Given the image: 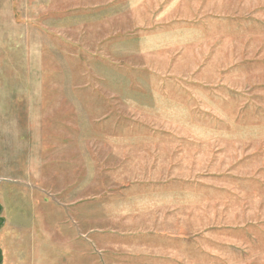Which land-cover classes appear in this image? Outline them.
I'll return each instance as SVG.
<instances>
[{"label": "rangeland", "instance_id": "1", "mask_svg": "<svg viewBox=\"0 0 264 264\" xmlns=\"http://www.w3.org/2000/svg\"><path fill=\"white\" fill-rule=\"evenodd\" d=\"M0 264H264V0H0Z\"/></svg>", "mask_w": 264, "mask_h": 264}]
</instances>
